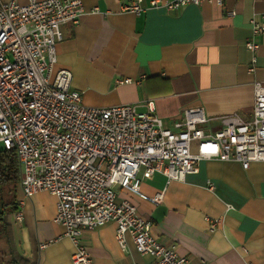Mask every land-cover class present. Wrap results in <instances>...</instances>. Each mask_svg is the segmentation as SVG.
Returning <instances> with one entry per match:
<instances>
[{
    "label": "crops",
    "instance_id": "obj_1",
    "mask_svg": "<svg viewBox=\"0 0 264 264\" xmlns=\"http://www.w3.org/2000/svg\"><path fill=\"white\" fill-rule=\"evenodd\" d=\"M80 1L84 14L76 24L61 27L53 72L71 73L70 87L81 94L83 105H133L147 112L150 104L168 129L184 109L201 107L209 120L205 134L220 130L224 117L251 119L252 85H264V35L253 37L251 23L264 26V0H224L221 7L204 1L172 11L150 8L149 0H142L145 10L139 16L123 10L134 0ZM246 41L259 45L254 54ZM125 79L131 83L118 84ZM140 192L163 193V198L154 206L122 191L119 196L133 203L150 221L151 235L175 247L179 256L205 264H264V163L252 162L243 170L235 161L202 160L198 172L183 181L166 183L155 175L140 184ZM6 202L12 205L0 207V234L10 229L21 259L71 264L75 246L53 222L55 196L37 191L25 198L17 184ZM206 219L221 222L210 230ZM79 241L93 264L151 262L135 251L129 236L121 248L113 224L85 231ZM5 255L0 252V261Z\"/></svg>",
    "mask_w": 264,
    "mask_h": 264
},
{
    "label": "built area",
    "instance_id": "obj_2",
    "mask_svg": "<svg viewBox=\"0 0 264 264\" xmlns=\"http://www.w3.org/2000/svg\"><path fill=\"white\" fill-rule=\"evenodd\" d=\"M141 1L123 10L139 16L145 10ZM204 1L213 0H149V6L172 11ZM223 1L214 0L219 7ZM83 14L80 0L0 1V146L15 153L20 192L25 198L37 191L56 197L53 222L75 246L71 264H93L79 237L107 224L115 226L121 248L129 236L135 251L151 258L150 264H205L159 243L150 221L119 192L156 206L163 193L148 197L140 192V184L155 175L166 183L180 182L207 159L235 161L243 170L252 162L264 163V85H252L249 121L224 117L223 127L211 134L204 133L209 120L201 107L184 109L168 129L150 104L147 112L133 105L85 106L70 87L71 73L53 72L61 27L76 24ZM251 25L253 37L264 35V26ZM244 46L251 54L259 47L253 41ZM128 83L130 79L118 81ZM15 219L20 222L21 214ZM206 221L210 230L221 222Z\"/></svg>",
    "mask_w": 264,
    "mask_h": 264
},
{
    "label": "trees",
    "instance_id": "obj_3",
    "mask_svg": "<svg viewBox=\"0 0 264 264\" xmlns=\"http://www.w3.org/2000/svg\"><path fill=\"white\" fill-rule=\"evenodd\" d=\"M19 182V170L18 165L16 161V156L13 151H6L2 148H0V201L2 207L11 206L12 203L3 202L2 203V196H3V189L5 187H8L9 190L7 193H10L11 190L16 188L17 184ZM3 213H0V216H2ZM3 235L5 236V239L9 245V253L8 257L9 259L6 261L1 260L0 264H29L28 262L21 259L20 256H18L14 250L13 246V239L11 235V231L8 227H4L1 231Z\"/></svg>",
    "mask_w": 264,
    "mask_h": 264
},
{
    "label": "rangeland",
    "instance_id": "obj_4",
    "mask_svg": "<svg viewBox=\"0 0 264 264\" xmlns=\"http://www.w3.org/2000/svg\"><path fill=\"white\" fill-rule=\"evenodd\" d=\"M0 148H1V146H0ZM9 190V188L8 187H5L4 189H3V197H2V200L3 201H7L8 199H9V197H11L12 196V194H13V191L11 190V192L10 193H7V191ZM14 190V189H13ZM0 207H1V201H0ZM0 248H3L4 249V251H0V252H4L5 254H8V246H7V244H6V242H5V239H4V236L2 235V234H0ZM6 256V255H5ZM9 259V257H8V255L6 256V257H4L3 258V261H6V260H8Z\"/></svg>",
    "mask_w": 264,
    "mask_h": 264
}]
</instances>
